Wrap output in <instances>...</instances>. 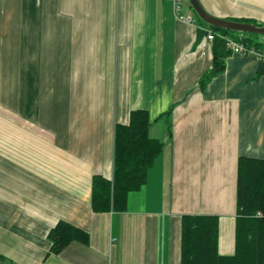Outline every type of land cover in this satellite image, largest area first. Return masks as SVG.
Listing matches in <instances>:
<instances>
[{
  "label": "crops",
  "instance_id": "0c3cea01",
  "mask_svg": "<svg viewBox=\"0 0 264 264\" xmlns=\"http://www.w3.org/2000/svg\"><path fill=\"white\" fill-rule=\"evenodd\" d=\"M199 1L264 26V0ZM181 13L195 24L174 0H0V264H181L186 215L218 216L219 253H235L238 161L264 158V76L231 54L202 88L214 43L198 26L212 28ZM137 109L163 151L125 211L94 212L93 178L112 179L116 125ZM60 221L88 242L54 253Z\"/></svg>",
  "mask_w": 264,
  "mask_h": 264
},
{
  "label": "trees",
  "instance_id": "16d2710c",
  "mask_svg": "<svg viewBox=\"0 0 264 264\" xmlns=\"http://www.w3.org/2000/svg\"><path fill=\"white\" fill-rule=\"evenodd\" d=\"M211 28L227 37L233 32ZM199 32L200 38L205 36L204 32ZM212 42L213 67L202 80V88L212 76L224 71L225 59L231 55L224 40L215 38ZM238 42L264 52V45L255 43L251 37H238ZM258 63L259 75L264 76V59ZM150 126L149 113L143 109L131 111L128 123L116 125L113 177L94 176V212L125 211L128 196L146 184L148 171L163 151V144L150 137ZM88 237L85 230L60 221L50 233L52 251L58 254L74 241L87 243ZM219 237L218 216H183L181 264H264V158L242 157L238 161L236 248L233 255L219 253Z\"/></svg>",
  "mask_w": 264,
  "mask_h": 264
},
{
  "label": "rangeland",
  "instance_id": "374dc122",
  "mask_svg": "<svg viewBox=\"0 0 264 264\" xmlns=\"http://www.w3.org/2000/svg\"><path fill=\"white\" fill-rule=\"evenodd\" d=\"M183 12L184 14L191 15V17H194L196 20H201L196 12L193 10L192 6L190 5L189 0H184L183 5ZM203 23L202 21H200ZM206 24V23H205ZM208 25V24H206ZM210 27V25H208ZM229 36L231 39H234L238 41V37H252L253 40L256 42H259L264 45V36L262 35H257V34H252V33H240V32H230ZM11 61V72H12V82L14 85V88L12 89L14 92H16L17 99L19 100L20 97V87H19V75H20V59H19V51L15 53L14 57L10 60ZM3 74H4V66H3V59L0 55V92H1V87L4 86V79H3ZM16 86V88H15ZM0 110L4 111V107L0 106ZM26 123L28 125V128L30 129H35L38 123L33 122L31 120L27 121ZM46 129V128H44Z\"/></svg>",
  "mask_w": 264,
  "mask_h": 264
},
{
  "label": "built area",
  "instance_id": "2783aa9c",
  "mask_svg": "<svg viewBox=\"0 0 264 264\" xmlns=\"http://www.w3.org/2000/svg\"><path fill=\"white\" fill-rule=\"evenodd\" d=\"M184 0H174L175 11L178 17V20L187 24H195V21L192 18H189L181 13V7L183 5ZM199 31L204 32L205 37L212 41L215 38H220L225 41L226 48L231 52V54H239L245 57L252 58L256 61H260L264 59V52H260L255 48H249L242 42L235 41L227 36H224L220 33L213 32L212 29L207 27L198 26Z\"/></svg>",
  "mask_w": 264,
  "mask_h": 264
},
{
  "label": "water",
  "instance_id": "95a60500",
  "mask_svg": "<svg viewBox=\"0 0 264 264\" xmlns=\"http://www.w3.org/2000/svg\"><path fill=\"white\" fill-rule=\"evenodd\" d=\"M190 5L192 6L193 10L196 12L198 17L206 24L220 28L228 31L233 32H240V33H252L257 35L264 36V26H258L255 24L250 23H243V22H235L220 19L210 15L202 6L199 0H189Z\"/></svg>",
  "mask_w": 264,
  "mask_h": 264
}]
</instances>
